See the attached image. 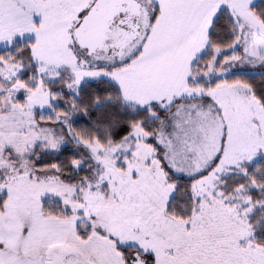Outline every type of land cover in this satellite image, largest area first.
Segmentation results:
<instances>
[{
  "label": "snow or ice",
  "instance_id": "snow-or-ice-1",
  "mask_svg": "<svg viewBox=\"0 0 264 264\" xmlns=\"http://www.w3.org/2000/svg\"><path fill=\"white\" fill-rule=\"evenodd\" d=\"M0 264H264V0H0Z\"/></svg>",
  "mask_w": 264,
  "mask_h": 264
}]
</instances>
